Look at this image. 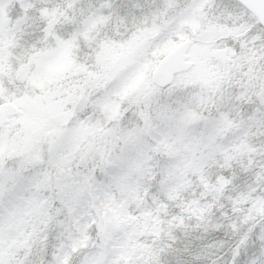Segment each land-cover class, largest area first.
Here are the masks:
<instances>
[{"label": "snow or ice", "instance_id": "6c2138e0", "mask_svg": "<svg viewBox=\"0 0 264 264\" xmlns=\"http://www.w3.org/2000/svg\"><path fill=\"white\" fill-rule=\"evenodd\" d=\"M0 264H264V0H0Z\"/></svg>", "mask_w": 264, "mask_h": 264}, {"label": "rangeland", "instance_id": "374dc122", "mask_svg": "<svg viewBox=\"0 0 264 264\" xmlns=\"http://www.w3.org/2000/svg\"><path fill=\"white\" fill-rule=\"evenodd\" d=\"M54 90V91H53ZM55 85H49L48 87L41 89L38 85L29 87L25 90L27 96L26 102L23 104V113L25 118L32 123H39L41 121H48L51 123L50 114L52 102L55 101L54 95ZM44 97L43 103H38L33 98L35 96ZM25 110H28L27 112ZM24 129L23 124L19 123L16 119H13L11 126L7 130L10 145L14 146L18 141V138L14 137L15 130ZM22 131V130H21ZM25 133L18 135L17 137H23Z\"/></svg>", "mask_w": 264, "mask_h": 264}, {"label": "trees", "instance_id": "16d2710c", "mask_svg": "<svg viewBox=\"0 0 264 264\" xmlns=\"http://www.w3.org/2000/svg\"><path fill=\"white\" fill-rule=\"evenodd\" d=\"M54 91V90H53ZM56 99H58V97H56ZM55 99V100H56ZM44 99H42V100H39V102L38 103H40V104H42ZM52 107V106H51ZM26 112L28 111V110H25ZM51 112V111H50ZM25 116V115H24ZM22 130V131H21ZM24 133V129H19L18 131L17 130H15V132H14V137L15 138H18V140H20L22 137H17L18 135H20V134H23ZM16 144V143H15ZM15 144H13L14 146H15Z\"/></svg>", "mask_w": 264, "mask_h": 264}]
</instances>
